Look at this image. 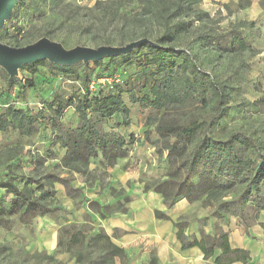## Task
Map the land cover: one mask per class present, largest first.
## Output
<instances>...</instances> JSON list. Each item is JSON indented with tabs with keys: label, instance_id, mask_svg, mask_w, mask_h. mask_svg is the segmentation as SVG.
I'll return each instance as SVG.
<instances>
[{
	"label": "rangeland",
	"instance_id": "374dc122",
	"mask_svg": "<svg viewBox=\"0 0 264 264\" xmlns=\"http://www.w3.org/2000/svg\"><path fill=\"white\" fill-rule=\"evenodd\" d=\"M96 1L99 0H27L20 8L14 7V14L0 31V35L3 36L0 43L16 48L23 47L49 34L47 38L60 43L67 50L76 46L92 48L101 46L103 40L116 37L119 31L113 30V27L105 29L99 26L98 17L90 11ZM147 1L125 0L128 2L129 11H135V14L146 9ZM256 2L263 9L260 14L253 11L252 4ZM193 10L202 11L207 16H203L199 22L196 20L195 12H190L185 18L191 23L190 27L185 35L176 39V43L192 53L200 69L224 85L226 93V112L212 124L208 133L212 140L224 142L232 133L239 132L255 139L264 150V0H201L193 6ZM91 23L94 24L93 30L86 31L85 28ZM161 27L160 22L146 19L139 24L126 25L122 27L123 35L135 33L136 37H133V40L127 39L124 44L139 39L142 31L161 32ZM202 35L210 37L213 48L203 45L199 39ZM236 37L243 40V48L232 45L235 43L232 40ZM224 47H227L228 53L217 50ZM146 53L143 48L136 50L132 59L136 55L146 56ZM123 61L122 58H117L111 62L104 58L99 65L93 61L86 64L78 63L76 66L78 78L86 75L90 79L104 71L105 66L116 71L119 68L117 66ZM3 72L0 67V107L5 104L27 110L32 114L41 110L47 105L45 101H51L52 98L67 105L69 99L80 90L83 82L79 79L69 81L57 76L43 60L35 75L27 68L18 70L15 77L21 83L24 80L33 83L32 87L26 86L21 92L15 88H7ZM127 76L126 91L138 94L139 86L134 84L130 75ZM129 107L133 113L131 117L134 124L133 127L130 126L132 131L130 133L133 134L135 141L128 149L136 145L139 154L136 159L131 158L127 166L120 165L117 170L114 168L115 165L105 167L101 157L92 159L85 173L69 172L53 166L61 159L56 144H45V138L48 135L49 138L52 136V129L48 124L49 116L45 115V112L41 114L42 122L37 134L29 141L18 140L20 138L13 134H9L6 140L0 135V173L8 171L17 177H32L35 180H43L45 175L52 173L70 179L73 188L70 194H67L62 184L54 183V188L61 187L64 194L59 198L56 196L55 215L45 216L51 218L58 226L53 235L56 246L58 242H65L68 237L67 231L72 228L74 231L82 230L84 233H88V229L91 228L92 232H96L93 216L103 218L101 213L107 214L127 208L131 199L127 195V190L134 186H140L144 193L154 192V182L166 178L165 174L171 169V163L174 165L179 163L178 154L168 153L163 143L159 142L155 131L156 123H151L158 119L160 113L138 105ZM213 113L211 107L189 106L173 110L169 119L177 124H185L189 120L208 123ZM60 121L66 127L76 125L77 118L73 109L66 108ZM147 121L150 123L146 128L149 136L145 137V133L140 129L145 127ZM111 125H114L113 121L101 125V128L104 132H109ZM41 156L44 158H39ZM8 166L11 167V171ZM213 167L212 158L206 156L187 180V185H193L190 188L192 195L197 191L194 196L196 198L191 200L190 208L182 215L188 221L195 218L214 219L216 223H222V217L229 215L223 204L236 201L244 189L242 185H235L224 177L216 176ZM120 169L126 170L124 178H120ZM78 182L83 186L77 185ZM83 188H86L85 190L96 188L97 196L88 193L87 196L84 195ZM235 208V212L242 211L247 215L254 212L246 206ZM216 217L220 220L218 221ZM33 224L23 225L13 218L8 229L0 228L2 229L0 264H75L71 253H65L61 248L56 247V252H48L49 231L43 232L42 228H33ZM7 235L12 237L6 238ZM31 242H34L32 246ZM91 252L92 259L95 260V250ZM116 264H120L118 260Z\"/></svg>",
	"mask_w": 264,
	"mask_h": 264
},
{
	"label": "trees",
	"instance_id": "16d2710c",
	"mask_svg": "<svg viewBox=\"0 0 264 264\" xmlns=\"http://www.w3.org/2000/svg\"><path fill=\"white\" fill-rule=\"evenodd\" d=\"M26 1L19 0L16 6L20 8ZM139 1L144 2V0ZM200 1L148 0L146 9L144 11L142 9L139 14H135L132 10L130 12L128 2L125 0L96 1L90 11L98 17L99 26L105 29L113 27V30L119 31L116 37L103 40L101 45H125L124 42L127 39L133 40L136 35L135 33L123 35L122 27L139 24L146 19L160 22L162 25L161 32L142 31L140 33L139 39L147 38L155 46L144 44L125 55L104 57L111 62L117 58H122L124 61L117 66L118 70L114 71L105 66L104 71L90 79L86 75L78 78L76 67L78 63L61 66L45 60L57 76L69 81L82 80V87L72 99H69L67 105L52 98L51 101H45L47 105L35 114L2 104L0 135L6 140L9 134H13L20 138H17L18 140L29 141L37 134L42 122L41 114L45 112V115L49 116L48 124L52 129V136L46 137L47 144H56L57 148L64 152L61 161L53 166L61 167L69 172L85 173L91 160L97 157H101L105 167L116 165L135 141L132 133L121 135L118 131L121 126L130 125L129 105L155 110L160 113V116L151 123H156L155 131L158 134V140L163 143L168 153H177L180 160L176 165L170 164L171 169L166 171L164 180L154 182L153 190L161 195L164 205L171 208L182 199L191 204V200L196 198L194 196L197 191L192 195L190 188L193 185H187V180L199 162L208 156L213 160L216 176L224 177L235 185L244 186L236 201L223 204L227 208L228 216L224 218L222 213L217 212L222 217V223L232 216L248 224L251 218L255 219L260 212L264 211V150L255 139L239 132L232 133L224 142L212 140L208 130L226 112L225 86L202 71L195 56L176 43V39L185 35L190 27L191 23L185 18L194 11L193 6ZM194 12L199 22L203 16H207L202 11ZM13 14L14 11L11 15ZM93 28L94 24L91 23L85 30H93ZM48 35L45 34V37ZM0 38L3 36L0 35ZM209 38L207 35L199 37L204 46L213 48V42ZM232 41L235 42L233 46L244 47L242 39L236 37ZM142 48L147 51L146 56L136 55L132 59L136 50ZM217 50L228 53L227 47ZM101 60L93 62L99 65ZM42 61H36L21 68H27L32 75H35ZM127 74L130 75L134 84L140 87L137 88L138 94L126 91ZM103 76H117L119 82L113 83L108 89L98 85L91 92L88 89L89 83ZM3 78L8 89L15 88L22 92L26 86H33L32 81L24 80L21 83L17 77H11L5 71ZM189 106L211 107L214 113L208 123L189 120L185 124H177L169 119L173 110L185 109ZM68 107L73 109L77 123L66 127L60 120ZM111 121L114 125L109 127V132H104L101 125ZM148 124L150 126L149 121L145 125L146 128ZM146 128L143 132L144 136L148 137L149 131ZM39 160L43 161V159ZM8 168L11 171V167L8 166ZM56 182L64 186L67 194L71 193L73 188L70 179L59 177L57 174L50 173L45 175L43 180H35L32 177H17L8 171L0 173V228L8 229L13 218L23 225L30 226L38 217L55 215L57 207L54 206L56 201L54 183ZM7 196L10 197L6 200ZM235 206L241 208L246 206L254 212L252 215L244 214L242 211L235 212ZM125 211L127 212V208L100 215L104 218L110 214ZM155 217L159 220H169L160 211H155ZM216 219L220 220L218 217ZM198 222L201 227L199 239L186 234L189 221L184 217L181 216L173 222L182 249L197 247L203 253L204 259L213 257L214 251L220 249L221 255L214 258L215 264H231L236 259L246 261V252L230 248L228 232H224L219 226L222 223H216L214 219H199ZM210 224L215 229L213 235L207 234L203 229ZM74 230L73 228L68 230L67 239L64 243L58 242L57 247L65 253H71L75 264H116V260L120 264H130L125 250L112 243L110 237L102 230L92 232L90 228L88 233ZM91 250H95V260L92 259ZM147 264L160 263L156 256L151 254Z\"/></svg>",
	"mask_w": 264,
	"mask_h": 264
},
{
	"label": "crops",
	"instance_id": "0c3cea01",
	"mask_svg": "<svg viewBox=\"0 0 264 264\" xmlns=\"http://www.w3.org/2000/svg\"><path fill=\"white\" fill-rule=\"evenodd\" d=\"M252 6L253 11L256 13L260 14L263 11L257 2L253 3ZM132 114L131 111L129 115L130 125L118 128L121 135H128L132 132L130 129V126H134L132 123ZM145 128L141 127L140 130L144 131ZM47 142L48 139L45 138V144ZM138 149L136 145H133L125 152L117 161L114 167L115 170L120 165L122 167L127 166L131 158L136 159V156L138 157L139 154ZM57 151H59V159H61L64 152L59 148H57ZM125 171L120 169V178H124ZM77 185H80V187L83 186L80 182ZM85 189H82L84 195L87 196L88 193L97 196L96 193L98 190L96 188ZM55 190L57 198L63 196L64 191L61 187H55ZM127 195L131 197L127 204V213L116 212L104 218L93 216L92 219L96 222V231L102 229L110 237L112 243L125 250L129 256L130 264H147L151 254L156 256L160 264H215L214 258L221 255L220 249L214 251L213 257L204 259L203 253L199 248L182 249L177 239L173 222L185 214L190 208V203L187 200L182 199L171 208H167L160 194L153 191L144 193L140 186H134L128 189ZM9 197L7 196L6 200ZM155 211L163 212L169 220L157 219L155 217ZM33 225V228H42L43 232L49 231L50 240L47 251L50 253L56 252L57 246L53 235L58 230V226L55 225L54 221L48 217H38L35 219ZM219 226H221L224 232H228L230 248L243 250L247 254L246 261L236 259L231 264H264V211L260 212L255 219L252 218L248 224H245L236 217H229ZM200 229L198 219L189 220L186 234L199 239ZM203 229L209 235L214 234L215 229L211 224L203 227ZM5 237L10 239L12 236L7 235ZM33 243L31 242L30 246Z\"/></svg>",
	"mask_w": 264,
	"mask_h": 264
},
{
	"label": "water",
	"instance_id": "95a60500",
	"mask_svg": "<svg viewBox=\"0 0 264 264\" xmlns=\"http://www.w3.org/2000/svg\"><path fill=\"white\" fill-rule=\"evenodd\" d=\"M19 0H0V31L10 18ZM155 46L147 38L126 43L123 46L101 45L96 48L76 46L65 49L60 43L42 37L23 47H11L0 43V67L11 77L17 76L18 70L36 61L47 60L50 63L71 66L75 63H88L104 57L125 55L141 45Z\"/></svg>",
	"mask_w": 264,
	"mask_h": 264
},
{
	"label": "built area",
	"instance_id": "2783aa9c",
	"mask_svg": "<svg viewBox=\"0 0 264 264\" xmlns=\"http://www.w3.org/2000/svg\"><path fill=\"white\" fill-rule=\"evenodd\" d=\"M118 82L119 79L117 78V76L114 77L103 76L96 80H92L88 85V89L92 92L95 89V87L98 85L108 89L111 88L113 83H118Z\"/></svg>",
	"mask_w": 264,
	"mask_h": 264
}]
</instances>
